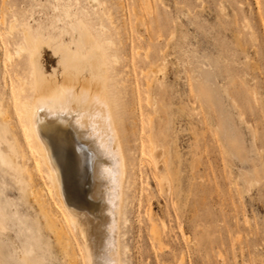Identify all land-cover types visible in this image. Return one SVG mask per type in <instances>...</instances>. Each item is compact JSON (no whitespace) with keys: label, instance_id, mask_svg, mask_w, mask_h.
I'll return each mask as SVG.
<instances>
[{"label":"rangeland","instance_id":"374dc122","mask_svg":"<svg viewBox=\"0 0 264 264\" xmlns=\"http://www.w3.org/2000/svg\"><path fill=\"white\" fill-rule=\"evenodd\" d=\"M65 1L98 39L105 24L115 42L110 52L120 56L113 71L128 80L124 99L134 100L132 223L125 228L132 250L125 258L130 264H264V0ZM57 4L0 0L1 89L5 72L8 83L20 76L30 81L28 53L15 52L20 26L60 35L66 22L58 21ZM16 16L19 28L10 31ZM42 62L50 81L63 79L49 45ZM152 69L157 79L148 102ZM25 87L21 97L31 99ZM8 146L2 144L6 153ZM0 209V264H20L26 247L37 264H68L39 206L1 162Z\"/></svg>","mask_w":264,"mask_h":264},{"label":"bare ground","instance_id":"6f19581e","mask_svg":"<svg viewBox=\"0 0 264 264\" xmlns=\"http://www.w3.org/2000/svg\"><path fill=\"white\" fill-rule=\"evenodd\" d=\"M57 1L56 9L61 11L58 21L66 22L60 35L47 34L30 23L20 26L21 42L15 52L28 53L30 81L20 76L8 83L4 73L0 162L39 206L68 264H98L101 256L112 264H130L125 258L132 250L125 228L132 223L128 208L133 202L128 191L134 184L131 170L137 141L131 127L135 117L130 104L134 100L124 99L128 80L113 71L120 56L110 52L115 42L106 35L105 24L100 23L103 38L98 39L92 24L80 17L70 2ZM90 2L102 4L100 0ZM106 17L113 20L112 13ZM17 19L9 22L10 31L19 28ZM118 34L123 44L121 24ZM65 35H70L69 41ZM44 45L57 56L63 79L52 82L45 75ZM12 55L9 52L7 57L12 59ZM156 74L154 69L149 71L148 102ZM26 85L33 92L31 99L21 97ZM18 89L20 95L15 92ZM3 143L11 152L3 150ZM149 152L155 158L152 138ZM159 180L162 185L163 178ZM0 213L4 217L1 209ZM151 232L162 244L154 224ZM18 260L20 264H37L33 249L28 247Z\"/></svg>","mask_w":264,"mask_h":264},{"label":"snow or ice","instance_id":"6c2138e0","mask_svg":"<svg viewBox=\"0 0 264 264\" xmlns=\"http://www.w3.org/2000/svg\"><path fill=\"white\" fill-rule=\"evenodd\" d=\"M98 264H112L110 260L105 259L103 256H101Z\"/></svg>","mask_w":264,"mask_h":264}]
</instances>
